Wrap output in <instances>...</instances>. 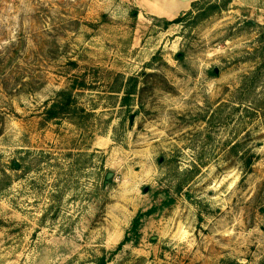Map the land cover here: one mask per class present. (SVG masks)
Masks as SVG:
<instances>
[{
  "label": "rangeland",
  "instance_id": "obj_1",
  "mask_svg": "<svg viewBox=\"0 0 264 264\" xmlns=\"http://www.w3.org/2000/svg\"><path fill=\"white\" fill-rule=\"evenodd\" d=\"M142 1L0 0V264H264V0Z\"/></svg>",
  "mask_w": 264,
  "mask_h": 264
},
{
  "label": "trees",
  "instance_id": "obj_2",
  "mask_svg": "<svg viewBox=\"0 0 264 264\" xmlns=\"http://www.w3.org/2000/svg\"><path fill=\"white\" fill-rule=\"evenodd\" d=\"M233 1L234 0H195L192 2L190 10L186 13L173 20H165V26L168 27L172 24H183L184 22L188 21H191L192 25L196 26L213 14L225 10ZM256 73L257 72L252 73V76L256 75ZM137 82L138 77L132 76L128 79L127 85L124 89V105L130 104L132 96L137 93ZM58 96L62 97L65 103L60 105L61 102L59 100L53 101L52 105L47 110V114L51 119L58 118L61 114H71L72 107L74 106V99L71 90H62L59 92ZM61 106L63 107L61 108ZM144 216H146V213H142L134 219L132 227L126 236L125 241L119 245L118 250L124 246L126 241L131 240V233H134L137 236L136 239L139 240L140 228ZM99 264H107V257L103 256Z\"/></svg>",
  "mask_w": 264,
  "mask_h": 264
},
{
  "label": "crops",
  "instance_id": "obj_3",
  "mask_svg": "<svg viewBox=\"0 0 264 264\" xmlns=\"http://www.w3.org/2000/svg\"><path fill=\"white\" fill-rule=\"evenodd\" d=\"M194 0H143L145 8L156 17H174L188 11ZM141 2L142 6L143 3Z\"/></svg>",
  "mask_w": 264,
  "mask_h": 264
},
{
  "label": "water",
  "instance_id": "obj_4",
  "mask_svg": "<svg viewBox=\"0 0 264 264\" xmlns=\"http://www.w3.org/2000/svg\"><path fill=\"white\" fill-rule=\"evenodd\" d=\"M17 167H18V165H17Z\"/></svg>",
  "mask_w": 264,
  "mask_h": 264
}]
</instances>
